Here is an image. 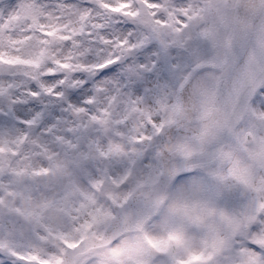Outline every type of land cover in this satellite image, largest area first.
Segmentation results:
<instances>
[{
    "label": "snow or ice",
    "instance_id": "snow-or-ice-1",
    "mask_svg": "<svg viewBox=\"0 0 264 264\" xmlns=\"http://www.w3.org/2000/svg\"><path fill=\"white\" fill-rule=\"evenodd\" d=\"M186 2L0 0V264H264V0Z\"/></svg>",
    "mask_w": 264,
    "mask_h": 264
},
{
    "label": "clouds",
    "instance_id": "clouds-1",
    "mask_svg": "<svg viewBox=\"0 0 264 264\" xmlns=\"http://www.w3.org/2000/svg\"><path fill=\"white\" fill-rule=\"evenodd\" d=\"M227 3V0H224ZM204 6V0H187L186 5L184 6V10L192 15L196 11H199ZM14 39L24 41L23 43H19L13 45L12 47L7 46L6 44L0 48V51L4 53V55H27L28 53L39 51L42 47L38 40L39 37H36L34 34V38L26 39L23 31H19ZM19 49V51H17ZM50 53L51 57L54 59H63L65 55V50H63L59 45L52 44L50 45ZM86 58H78L74 60L73 63H84ZM49 63L51 60L48 61ZM46 67V65H45ZM77 70H73L66 74V79H70L72 76L76 75ZM138 119V118H137ZM130 128H136L137 123L133 120H130L129 123ZM125 151L131 152V146L125 148ZM113 231L112 227H105L103 225L97 226L94 229L87 230L84 233H73L70 237V242L78 245L76 249H71V252H81L86 251V255L83 258L84 264H99L100 256L99 254L106 251L109 245H115L116 241L111 238L109 235ZM118 246V245H117Z\"/></svg>",
    "mask_w": 264,
    "mask_h": 264
}]
</instances>
